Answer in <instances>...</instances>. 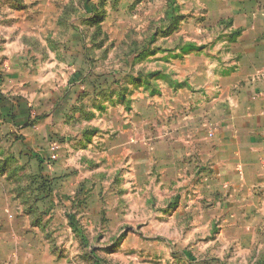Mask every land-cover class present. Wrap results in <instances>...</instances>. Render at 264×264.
Returning <instances> with one entry per match:
<instances>
[{"label": "rangeland", "instance_id": "rangeland-1", "mask_svg": "<svg viewBox=\"0 0 264 264\" xmlns=\"http://www.w3.org/2000/svg\"><path fill=\"white\" fill-rule=\"evenodd\" d=\"M213 22L206 0H0V92L38 121L0 119V264H264V194L221 185L214 131L179 147L227 52Z\"/></svg>", "mask_w": 264, "mask_h": 264}, {"label": "crops", "instance_id": "crops-1", "mask_svg": "<svg viewBox=\"0 0 264 264\" xmlns=\"http://www.w3.org/2000/svg\"><path fill=\"white\" fill-rule=\"evenodd\" d=\"M206 1L213 23L220 24L215 26L216 33L221 35L207 43L208 49L227 52L209 55L213 67L192 78L191 88L202 91H195L191 98L190 116L181 113L175 118L182 124L179 147H187L188 140L194 146L204 142V133L197 128L214 131L216 146L207 161L220 171L219 184L232 188L231 179H239L235 186L252 202L251 195L264 194V0ZM0 95L7 99L0 102V115L7 114L9 98ZM23 107L13 108L16 129L38 130L30 107ZM30 119L31 124L25 125ZM6 124L14 133L15 127Z\"/></svg>", "mask_w": 264, "mask_h": 264}, {"label": "trees", "instance_id": "trees-1", "mask_svg": "<svg viewBox=\"0 0 264 264\" xmlns=\"http://www.w3.org/2000/svg\"><path fill=\"white\" fill-rule=\"evenodd\" d=\"M0 97H1V95H0ZM5 100H7V99H3L2 97L0 98V102L5 101ZM29 117H30V115H29ZM0 119L2 120V123H9L12 126H14L15 129H16V127H18L17 126L18 123L15 120L16 119V116L14 115V111H13V108L12 107H10V109L7 112V114H3V115L1 114L0 115ZM30 124H31V119L25 125H30ZM43 162L44 161H39V163H41V165L43 164ZM47 163H49V160H47Z\"/></svg>", "mask_w": 264, "mask_h": 264}, {"label": "built area", "instance_id": "built-area-1", "mask_svg": "<svg viewBox=\"0 0 264 264\" xmlns=\"http://www.w3.org/2000/svg\"><path fill=\"white\" fill-rule=\"evenodd\" d=\"M212 135V133H209V136H211ZM49 159L51 160V161H53L54 159H55V157L53 156V155H51L50 157H49Z\"/></svg>", "mask_w": 264, "mask_h": 264}]
</instances>
